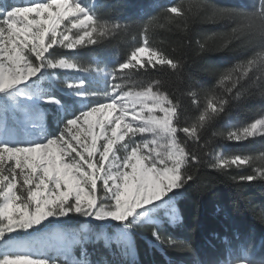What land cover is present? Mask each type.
Wrapping results in <instances>:
<instances>
[{"label": "snow or ice", "instance_id": "obj_1", "mask_svg": "<svg viewBox=\"0 0 264 264\" xmlns=\"http://www.w3.org/2000/svg\"><path fill=\"white\" fill-rule=\"evenodd\" d=\"M164 13L179 18L186 15L181 4L165 8ZM217 15L241 14L220 9ZM254 15L264 21V0H261L260 12ZM0 16V93L24 84L46 68L74 70L110 81L109 91L90 93L101 96L102 102L69 120L58 138L28 146L0 145V264H48L45 259L3 249L9 246L13 234L27 232L49 218L70 213L121 224L124 231L115 240L125 242L133 251L135 234L145 230L141 221L151 213L156 222L150 229L151 235L161 248L194 253L191 242L177 239L166 227L184 226L186 216L178 201L191 189L199 188L201 169L211 168L229 175L227 169L253 166L255 159L219 152L213 138L240 142L264 137V111L244 126L229 124L226 133L213 131L217 122L224 120L242 101L244 85H240L237 75L239 68L221 73L208 67V74L219 83L216 89L205 88L187 77L186 62L152 47L147 27L143 29L142 44L134 47L111 70L102 68L95 59L88 62L67 57L49 59L53 49L95 52L104 45L106 37L122 29L119 23H108L89 13L81 6V0H46L15 6L0 11ZM236 32V28L231 30V34ZM260 39L264 45V27ZM227 43L223 48H209L197 40L196 55L202 57L212 51H223ZM248 63L251 68L254 61ZM153 69L169 71L174 79L147 84L132 82L137 73H150ZM181 83L185 86L181 87ZM166 84L172 91L162 90ZM68 87L76 92L85 90L83 81ZM220 88L223 92L217 95ZM185 95L195 106L194 122H190L188 109L182 106L181 97ZM261 95H264V84ZM201 96L205 98L203 104ZM106 131L118 139L107 143L108 152L104 157L110 159V154L120 152L118 144L126 148L123 157L116 155L120 163L115 172L111 163L101 167L88 160L92 153L99 155L96 140ZM145 134L150 138L136 143L135 138ZM89 136L91 147L86 146ZM160 140L165 144L163 153L153 147H158ZM6 161L14 166L9 167ZM93 168L98 171L94 173ZM232 179L236 180L237 176L233 175ZM258 179L264 180V170L239 175L242 182ZM98 187L101 196H97ZM56 240L68 247L79 243L62 235ZM229 264H264V259L255 261L247 252Z\"/></svg>", "mask_w": 264, "mask_h": 264}, {"label": "trees", "instance_id": "obj_2", "mask_svg": "<svg viewBox=\"0 0 264 264\" xmlns=\"http://www.w3.org/2000/svg\"><path fill=\"white\" fill-rule=\"evenodd\" d=\"M13 1L20 4L24 0H0V11L11 8ZM39 1L45 0H32ZM178 4L183 5L186 14L184 18L164 13L165 8ZM85 5L91 8V13L95 16L102 17L108 23H119L122 29L115 35L106 37L104 45L95 52H90L89 49L76 52L54 49L49 53L53 59L67 57L85 62L95 59L102 68L111 70L114 64L125 60L134 47L142 44L143 29L147 27L152 47L186 62L187 77L205 88L216 89L219 83L217 78L208 74V67L216 68L221 73L239 68L237 75L240 76V85H244L242 101L232 108L224 120L217 122L213 131L226 133L229 124L244 126L264 111V95H261V85L264 84V45L260 39L264 21L254 15L260 12L261 0H85ZM220 9H228L241 15L222 17L217 15V10ZM233 28L237 32L231 34ZM197 40L209 48H223L227 41L231 42L227 43V48L223 51H212L200 57L195 51L198 48ZM249 61H254L251 68ZM245 72L247 75H244ZM85 75L75 71H41V76L46 77L43 81L46 98L55 100L59 105L10 103L6 97L13 89L1 94L0 115L6 112L10 117L3 125L22 134L21 109L27 105L31 106L29 112L43 114L48 134L56 137L63 114L73 108L74 113L77 112L80 105L79 99L68 93L62 81L81 79L85 82L87 94L110 90V81L91 87V81ZM173 79L174 76L169 71L153 69L150 73H137L132 82L147 84L155 80L168 82ZM32 84L27 83L24 88L28 89ZM180 86L185 85L181 83ZM162 90L172 91L167 84ZM222 92V88L218 89L217 95ZM97 101L100 103L102 99ZM181 102L188 109L190 122H194L196 112L190 98L185 95L181 97ZM204 102L205 98L201 96V103ZM2 122L0 117V124ZM213 140L219 152L255 159L252 161L253 166H233L227 169L229 175L211 168L201 169L199 175L202 183L199 188L191 189L178 201V206L184 209L186 216L184 226L166 227L177 239L191 242L194 253L161 248L151 235L150 229L156 223L151 213L141 221L145 230L135 234L134 251L125 242L117 243L115 240L124 231L121 224L85 221L80 217H70L63 222L50 220L38 227L39 236L36 238L24 234L14 236L11 239L12 248L18 252L20 244L25 242L28 255L45 258L48 264H72L75 260L82 264L83 250L89 264H229L247 252L255 261L264 259V180H239L241 173L258 174L262 164L256 160L264 159V137L258 136L240 142L224 141L220 137ZM19 142L24 143L25 138L21 137ZM188 143L191 145V141ZM13 166L14 164L9 165ZM233 175L237 176L236 180L232 179ZM67 231L86 234L83 250L81 244L76 243L71 247H60L55 244L56 237L49 235L51 232ZM8 249L9 247L4 248L3 251ZM48 250H51L52 258L45 256Z\"/></svg>", "mask_w": 264, "mask_h": 264}, {"label": "rangeland", "instance_id": "obj_3", "mask_svg": "<svg viewBox=\"0 0 264 264\" xmlns=\"http://www.w3.org/2000/svg\"><path fill=\"white\" fill-rule=\"evenodd\" d=\"M39 2L43 3V2H46V0L45 1H39ZM12 3H13L12 7H15V6H24V5H28V4H33V3H37V2H32V0H24L20 4H17L15 1H13ZM81 6L84 7L89 13H91V8H89L85 5V0H81ZM11 8L4 9V10H10ZM0 18H2V16H0ZM57 50L69 51V50H65V49H57ZM50 55L51 54H48V58L53 59ZM43 70L44 71H50L51 69L46 68ZM57 70H59V69H57ZM59 71H74V70H59ZM81 75H83V74L81 73ZM85 77L90 79V81H91L90 86L91 87H98V84H100V83L104 84L106 81H108L105 78H103L101 76H97V75H93V76L85 75ZM45 78H46L45 76H41V72H40L36 77H33L30 80H28L27 82H25L24 84L13 88V92L10 95H8L6 97V99L10 103H20V104H28V105H38L39 103H49V104L59 105L57 102H50L52 100L46 98L45 92L43 91V81L45 80ZM36 79H39V80H36ZM80 82H82L81 79L64 80L61 82L63 87L68 91V93L70 95L79 99L80 105H79V110L77 112L74 113L75 110H73L74 109L73 108L72 110L68 111L67 113L65 112L63 114V117L61 119V123L59 126V130H58V135L56 137H52L50 134H48L47 129L45 127V121H44L43 114L42 113H34L33 114L32 111L29 112V107H31V106L26 105V106H23L21 109V113L23 115V119L20 120L21 121V123H20L21 128L23 130L22 134L17 133L14 128H8L5 125H3V123L8 122L10 120V117L6 114V112H4L3 114L0 115V117L3 119V122L0 124V145H9L12 147L36 145V144L45 143L50 139H56L60 135H62L64 133V130H65L69 120L76 118L79 115H81L83 112L90 110L94 106H97L98 105L97 99H102L101 96L87 94L85 90L81 91V92H76L73 89L68 87L69 84H77ZM27 83H33V84L30 88L26 89V88H24V85ZM84 84H85V82H84ZM91 93H96V92H91ZM1 94H3V93H0V95ZM63 111L64 110L62 109V112ZM21 137L25 138L24 143L19 142ZM145 137L150 138V136L148 134H145L143 136H137L135 138L136 143H140L143 139H145ZM256 137H258V136H256ZM117 139H118V137H113V136H111L110 132L106 131L102 136H100L96 140V147H97V152L99 153V155H97V153H92L91 156L88 157L89 162L92 163L93 165L98 164L101 167H103V165H105V164L111 163L113 165L112 171L113 172L118 171L117 165H119L120 161L116 159V155L123 157V155L125 154V151H126L125 145L118 144L117 147L120 148V152H118L116 155L110 154V159L104 157V153L108 152L107 143L110 142L111 140H117ZM91 141H92V138H91V136H89L88 141H87V145H86L87 147L92 146ZM77 143H80V141L77 140ZM101 144L103 145L102 149H101ZM153 147H155L157 151H160L163 153L164 148H165L164 141L160 140L159 146L158 147L153 146ZM85 155H88V154L85 153ZM256 161H260L262 164L259 167V170H264V159L263 160L259 159ZM8 163H12V162L6 161V164H8ZM92 171L95 173L98 170L93 168ZM101 194H102L101 190L98 187L97 196H101ZM173 195L175 196L176 194L173 193ZM105 203H107V201H105ZM70 217H76V218L80 217V218L84 219L85 221H88V220L96 221V220H93V219L86 217L82 214L70 213L69 215L64 216V217H60V218H57V217L49 218V220L45 221L41 225L47 223L50 220L63 222L67 218L70 219ZM98 222L101 223V221H98ZM103 222L117 223L115 221H110V220L109 221H103ZM40 226H38V227H40ZM38 227H35V228H33L27 232L22 231L20 233L13 234L10 237V243L8 246L9 249L4 250V251H8V252H15L16 251V249H13L11 246L13 243L11 239L14 238V236L24 234L26 236L29 235L32 238L38 237L39 236V232H38L39 230H37ZM121 232H123V231H121ZM76 234H73L72 231H67L65 233H62V232H56V233L51 232V233H49V235H54L55 237H57L58 235H62L63 237H65L66 240H73V241L79 240L78 244H81L82 250H83L85 243H86V239H85L86 234L84 232H79ZM47 243H49V241ZM55 244L59 245L60 247H64L67 245V244H60L57 242V240L55 241ZM26 247H27V243H25V242L21 243L18 252H23L24 254H27L28 250L26 249ZM48 255L51 258L53 257V256H51V250H48L45 253V256H48ZM38 259H45V258H38ZM82 259H83L82 264H89V260H87V256H86L84 250L82 253L81 261H82ZM72 264H79V262L75 260L74 263H72Z\"/></svg>", "mask_w": 264, "mask_h": 264}]
</instances>
